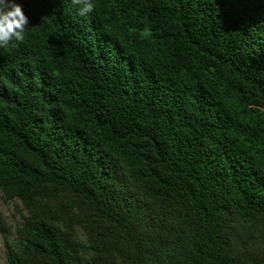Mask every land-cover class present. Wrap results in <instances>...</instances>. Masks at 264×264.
Wrapping results in <instances>:
<instances>
[{
    "label": "trees",
    "instance_id": "1",
    "mask_svg": "<svg viewBox=\"0 0 264 264\" xmlns=\"http://www.w3.org/2000/svg\"><path fill=\"white\" fill-rule=\"evenodd\" d=\"M18 2L6 264H264V0Z\"/></svg>",
    "mask_w": 264,
    "mask_h": 264
},
{
    "label": "clouds",
    "instance_id": "2",
    "mask_svg": "<svg viewBox=\"0 0 264 264\" xmlns=\"http://www.w3.org/2000/svg\"><path fill=\"white\" fill-rule=\"evenodd\" d=\"M79 14L85 16L94 10L91 0H74ZM29 18L18 0H0V49L23 42Z\"/></svg>",
    "mask_w": 264,
    "mask_h": 264
},
{
    "label": "rangeland",
    "instance_id": "3",
    "mask_svg": "<svg viewBox=\"0 0 264 264\" xmlns=\"http://www.w3.org/2000/svg\"><path fill=\"white\" fill-rule=\"evenodd\" d=\"M0 192V211L3 217L8 223L9 231L13 239L16 238L17 228L22 222V214H25V210L18 200L14 202L6 203L3 201ZM0 264H6V252L5 247L0 235Z\"/></svg>",
    "mask_w": 264,
    "mask_h": 264
}]
</instances>
